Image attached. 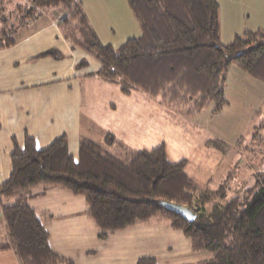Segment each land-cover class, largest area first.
Masks as SVG:
<instances>
[{
    "label": "trees",
    "instance_id": "16d2710c",
    "mask_svg": "<svg viewBox=\"0 0 264 264\" xmlns=\"http://www.w3.org/2000/svg\"><path fill=\"white\" fill-rule=\"evenodd\" d=\"M129 3L142 36L117 48L98 40L74 0H25L10 16L0 6V50L14 44L16 29L61 6L71 11L72 21L79 26L78 35L67 36L72 49L93 57L99 63L95 76L118 85L123 94L135 90L160 97L166 104L186 107V114L192 116L209 107L218 113L228 105L224 87L232 66L264 83V32L245 31L230 44H221L216 0ZM45 56L60 58L56 51L40 57ZM116 142L110 135L103 144L83 139L76 159L64 137L42 150L30 138L23 148L15 146L10 177L0 185L6 230L5 236L0 233V251H12L21 264H73L51 251L45 227L27 204L33 189L55 187L84 198L86 214L100 239L158 219L181 232L192 251L211 255L201 264H264V172L253 188L229 198L224 187L201 189L184 173V161L168 162L163 146L117 157L105 149ZM160 202L185 206L197 218L189 223ZM136 264L158 263L147 257Z\"/></svg>",
    "mask_w": 264,
    "mask_h": 264
},
{
    "label": "crops",
    "instance_id": "0c3cea01",
    "mask_svg": "<svg viewBox=\"0 0 264 264\" xmlns=\"http://www.w3.org/2000/svg\"><path fill=\"white\" fill-rule=\"evenodd\" d=\"M216 1L219 4L220 42L227 45L236 36L249 31L238 23L239 10L244 9L249 0ZM11 2L16 3L15 8L25 0H6L5 4ZM122 2L74 0L86 25L102 44L108 45L111 43L101 38H106L109 33L115 34L111 27L114 22L120 23L128 39L142 36L141 25L129 0ZM0 6L4 9V0H0ZM67 11L68 8L58 6L42 12L24 27L16 29L12 46L0 50V185L10 177V155L14 147L23 148L26 138L32 139L35 147L42 150L64 137L68 152L76 159L81 140L103 144L105 137L110 135L117 142L105 149L117 157L128 151H152L163 146L168 162L185 161L184 173L201 189L224 187L231 198L254 187L256 178L264 172V164L257 166L252 162L245 164L243 169L240 159L245 152L241 149L217 152L215 148L200 150L195 145L189 146L187 135L191 134L173 123V113L167 112L169 108L162 100L149 99L146 94L135 90L123 94L118 85L97 78L99 63L83 51L72 49L69 44L67 25L63 22ZM74 22L72 26L76 25ZM51 51L60 54V58L40 57ZM83 62L86 63L84 68L80 67ZM229 69L233 79L240 81L230 89L242 92L246 87L264 89V83L247 82L251 79L249 76L237 68ZM227 75L229 73L226 74L224 91L228 105L217 115H212V110L206 108L192 119L205 113L210 119L211 116L223 117L245 110H249L248 116L264 118V109H252L257 99L242 97L245 93L235 100L227 96ZM203 144L200 141L201 147ZM114 147L120 152H115ZM225 161L228 165L223 166L219 179L213 181ZM229 180L235 181V187H229ZM27 204L45 227L51 251L73 264H136L139 259L147 257L154 258L158 264H201L211 259L206 251H192L190 241L181 232L158 219L100 239L98 228L86 214L84 198L65 189L35 188ZM0 226L3 237L6 230L1 211ZM162 234L170 235L172 239L164 241ZM171 242L181 244L184 250L173 255ZM0 264L21 263L12 251H0Z\"/></svg>",
    "mask_w": 264,
    "mask_h": 264
},
{
    "label": "rangeland",
    "instance_id": "374dc122",
    "mask_svg": "<svg viewBox=\"0 0 264 264\" xmlns=\"http://www.w3.org/2000/svg\"><path fill=\"white\" fill-rule=\"evenodd\" d=\"M5 1L6 0H4L5 16H10V13H14L11 12V8L16 3L11 2L5 4ZM119 2L123 4L122 0L121 1L119 0ZM19 3L23 4L24 2H19ZM245 4L246 7L244 9L239 10L238 23L240 27L242 28L244 26L245 27L244 29H249L250 32H257V31L264 32V0H249ZM69 14H71L70 10L67 11V14L64 13L63 22L66 23L67 25L66 28L67 36L74 37L78 35L77 33H79L78 31L79 26H72V17ZM120 16L119 19L122 20ZM244 17L246 19H244ZM13 20L15 19H12L11 21ZM111 27H113L115 34L114 35H111L110 33L106 34V38L102 37L101 39H106L103 41H109L107 43H111L112 47L117 48L120 45H122L126 40H128V38L124 34L127 32L124 30L123 27H120V23L118 22L117 23L114 22V25ZM118 27H120L121 32L118 29ZM84 67L86 66H83L82 68ZM231 68H236V67L232 66ZM227 73H229V76L227 75L228 76L227 83L229 88L227 92L228 97H230L232 100H235L237 96H239L240 99V95L242 93L243 94L245 93V96L242 95V97H246L249 100L257 99V102L252 105L253 110L257 109V107H259V109H264V89L253 90L252 88L246 87L244 89V92L240 90L234 91V89H230V88H232L233 84L240 83V81L233 79V77L231 76V71H227ZM251 80L253 79H247V82H253ZM248 94H250L251 96H248ZM148 98L152 100H157V99L161 100L160 97L151 98L148 96ZM162 102L164 106H167L169 108L167 109L166 107H164L167 109V112L173 113V117H171L173 123L180 125L179 127L182 130H184L188 134H191V135H187V140L190 141L189 146L195 145V148L197 147L200 150L215 148L217 152H221V151L224 152L225 150L227 152H231V151H235V148L241 149L242 151L245 152L243 158L240 159V163L243 165V169L245 164L249 165L252 162H256L257 166H259V164L262 165L264 164V118L263 117L248 116L249 110H245L244 113H238V114L230 113V115L223 117L211 116L210 119H208L205 113V115H201V117H197L196 119L193 120L192 118L196 117L200 112L195 115L189 116L188 114H186L187 111L186 107L166 104V102H164L163 100ZM209 109L212 110L211 107H209ZM218 113H214L212 111V115H217ZM166 115L170 119V115L169 114ZM253 127H255V129H253ZM200 141L204 142L203 147L200 146ZM186 149H188V147ZM113 150L115 152H120V149L118 147H114ZM185 153H189V152L186 151ZM119 157L122 156L119 155ZM230 157L231 155H229L228 158ZM226 164L228 165V162L226 163V161L221 164V167L218 169V171L213 177V181L219 179L218 176L222 173V168ZM228 179L229 177L227 178V181ZM234 180H229V187L230 186L235 187ZM161 237H163L164 241L168 239H172L171 236L167 234H162ZM170 248L173 252V255H176L178 252L184 250V247L177 242H171ZM160 252L161 251L156 252L155 255H158V253ZM163 253H165V251H163Z\"/></svg>",
    "mask_w": 264,
    "mask_h": 264
},
{
    "label": "water",
    "instance_id": "95a60500",
    "mask_svg": "<svg viewBox=\"0 0 264 264\" xmlns=\"http://www.w3.org/2000/svg\"><path fill=\"white\" fill-rule=\"evenodd\" d=\"M160 205L163 208L178 214L183 219L187 220L189 223L194 222L197 218V215L191 209H189L185 206L176 205V204L170 203V202H160Z\"/></svg>",
    "mask_w": 264,
    "mask_h": 264
}]
</instances>
